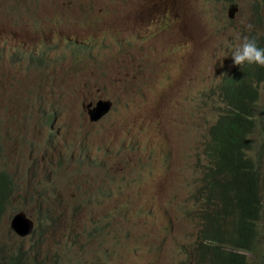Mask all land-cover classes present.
<instances>
[{"label":"rangeland","instance_id":"374dc122","mask_svg":"<svg viewBox=\"0 0 264 264\" xmlns=\"http://www.w3.org/2000/svg\"><path fill=\"white\" fill-rule=\"evenodd\" d=\"M198 1L0 0V171L9 175L13 188L0 217V264L95 260L102 241H90L85 230L104 220L105 207L121 200L89 201L109 174L113 185L135 187L122 210L127 223L119 229L127 240L108 250V264H134L136 254L127 248L137 243L138 204L167 208L166 221L176 206H193L187 192L199 175L194 165L202 152L198 142L218 100L210 88L225 72L223 59L238 36L264 39V16L261 23L254 16L255 7L264 13V0H239L248 18L238 13L232 24L222 21L227 0H200L203 18ZM211 18L219 25H210ZM135 33L132 51L129 36ZM153 34L157 44L149 39ZM71 38L90 49L87 61L74 54L72 43L65 55L52 51ZM30 50L56 61L43 69L25 59L9 62ZM18 85L15 93L21 94L12 95ZM59 94L74 101L71 109L98 97L113 105L97 122H89L82 108L79 119L70 118L74 126L52 129L43 124V113L61 108ZM58 117L64 119L63 110ZM150 169L158 175L151 177ZM45 190L48 196L41 199L38 194ZM36 200L47 205L45 220ZM18 210L38 224L33 235L20 238L10 229L9 219ZM194 220L179 219L169 236L187 242L195 236L190 231ZM182 248L176 245L170 264L184 257ZM139 264H147L144 255Z\"/></svg>","mask_w":264,"mask_h":264},{"label":"clouds","instance_id":"9594fccd","mask_svg":"<svg viewBox=\"0 0 264 264\" xmlns=\"http://www.w3.org/2000/svg\"><path fill=\"white\" fill-rule=\"evenodd\" d=\"M203 6L204 3L200 0L195 4L196 10L202 15V18L204 17L202 12ZM238 13H241V17L244 21L248 18L247 9L240 5L239 0H227L222 21L232 24L237 18ZM254 16L256 22L261 23L264 16L262 9L255 7ZM161 21L163 22L158 24V28L160 27L159 33H163L165 18L161 17ZM244 21H241V23H244ZM208 23L216 26L219 25L220 22L215 18H211ZM245 26L249 31H251L253 27L251 24H246ZM156 37V34L149 37L151 43L157 44ZM136 39V33L129 36L132 51H136L137 49ZM145 39L146 38H144V40ZM236 39L237 43L230 48L228 55L223 59V61L228 65L225 72L221 74L219 81L214 83L210 88V91L212 93L216 91L218 96V100L216 101L217 106L215 109L216 111L213 114V118L208 124L206 133L201 136L198 142L202 152L194 165L197 167L199 175L193 177L192 181L195 182L196 187L204 182V180L213 181L218 190L238 198L242 194L243 187L246 184L259 181L264 185V98L262 97L264 89V39L255 36H243L242 38L238 36ZM67 43L71 44L72 38L63 46L59 45L57 48L53 49V47L56 46L53 45L50 49H53L52 51L56 50L57 52L65 55L66 52L68 53ZM72 44L75 48L74 54L76 56H80V61L82 63L87 61L90 49L80 41ZM168 48L175 49V46H170ZM52 61H56V58H53ZM9 62L12 63L11 57L9 58ZM246 76L247 78H245ZM163 83V86L165 87L166 83ZM19 85L11 92L12 95L21 94V92L15 93V90L19 89ZM247 85L250 86L249 91L246 90ZM254 90H257V93H254ZM244 94H247L249 97L248 101L254 103L256 106V111L254 117L252 118V124L238 129V131L234 134L233 143L229 148L216 155L206 156L204 154L203 141L208 134L209 126L215 119L216 113L227 108L230 99ZM58 96L61 102V108H45L43 113V124L52 129L61 128L62 124L68 125V123L71 126H74L76 121H71L70 118L75 117L76 120L79 119L82 115V108L85 109L89 122H97L111 111L113 105L111 101L110 110L99 120L92 121L88 114L87 105L90 102L94 104L98 99L103 98L98 97L95 101L91 100L87 104L83 103L84 105H80L79 108L71 109L70 106L74 103V101H69L67 94H59ZM62 110L64 111V119L61 121L58 116ZM49 114H51V117H47ZM153 171L155 172V175H149L151 177L157 176L158 174L155 169H153ZM3 172L5 171H0V173ZM141 173L144 175L143 171ZM113 182L114 179L111 174L107 175L104 184L100 185L96 196L89 199V201H92L94 198V202L95 200H108L113 196L121 198V200L105 207L103 221H93L91 226L86 228L85 234L89 237V240L93 241L95 239H100L103 247L98 250L95 249V260L86 261L84 264H108L110 260L108 250L113 247L116 248L118 245H121L125 240H127L128 235L126 234L125 237L120 236L119 229L122 224L127 223L126 217L122 215V210L132 194L131 190L135 186L131 185L130 182L118 183L115 185H113ZM196 187L188 192L193 191ZM141 192L146 193L143 189ZM12 194L13 188L12 191L8 193L4 202L3 210L0 213V217L3 214L6 203ZM46 194L48 196V190H46ZM36 201L40 206L43 219L45 220V210L47 209V205H44L41 200ZM200 202L198 205H201ZM180 207L181 206H176L174 214L170 215L166 221L167 208L148 201H143L141 204H138L136 214L137 224L134 229V232L137 235V243L135 246L127 248L131 250L132 253L136 254L134 264H139V258L141 255H144L147 264H170V261L175 254L177 244H181L183 246L181 252L184 255L178 264H193L191 249L195 240L199 239L197 229L200 225L201 219L199 218V215L185 216V214L181 212ZM107 212H112L113 214H117L119 212L118 215L120 217L117 218L114 224L116 230H114L112 226L106 224ZM17 213H23L26 218L32 221V229L24 237L33 235L38 229V224L35 226L34 220L20 210L11 215L9 219L10 229L16 236L24 238L17 235L10 225L13 216ZM181 218L195 219L190 230L191 233L195 234V236L189 238L187 242L182 241L184 239L176 235L169 236L173 224ZM234 219V215L229 217V221H233ZM262 223L264 225V221ZM226 228L230 229L231 225H226ZM88 232H93V235L90 236ZM261 239L264 242V233H262ZM239 252L243 253L247 257L248 264H255V261H259V264L264 262V259L261 260L259 257H255L246 250H240ZM189 259L192 263H188Z\"/></svg>","mask_w":264,"mask_h":264},{"label":"trees","instance_id":"16d2710c","mask_svg":"<svg viewBox=\"0 0 264 264\" xmlns=\"http://www.w3.org/2000/svg\"><path fill=\"white\" fill-rule=\"evenodd\" d=\"M23 59L38 69L47 67L52 61L42 53L30 50L20 54L18 52L16 56L11 57V62L17 63ZM249 89L250 86L247 85L246 90ZM254 93H257V90H254ZM248 99L247 94L232 98L227 108L216 113L203 141L206 156L216 155L229 148L238 129L252 124L256 106ZM150 171V175L154 176L153 169ZM141 172L142 170L139 175H143ZM11 191L12 182L8 174L0 173V213ZM38 196L41 199L46 197V190ZM187 199L193 200V206H181V212L185 216L199 215L201 219L197 229L199 239L195 240L191 249L193 264H248L247 257L240 253V250H246L255 257L264 259V242L261 239L264 233L263 183L255 181L246 184L240 197L235 198L218 190L213 181L204 180L193 191L188 192ZM199 202L201 205H198ZM118 213L106 214V224L114 230V224L120 217ZM231 215L235 216L233 221H229ZM226 225H231V228H226ZM88 234L91 236L93 232ZM9 262L11 263L10 260ZM188 263H192L190 259Z\"/></svg>","mask_w":264,"mask_h":264},{"label":"water","instance_id":"95a60500","mask_svg":"<svg viewBox=\"0 0 264 264\" xmlns=\"http://www.w3.org/2000/svg\"><path fill=\"white\" fill-rule=\"evenodd\" d=\"M110 108L111 101L107 99H98L94 104L90 102L87 105L88 114L92 121L99 120ZM10 225L14 232L21 237L26 236L32 229V221L26 218L23 213L15 214Z\"/></svg>","mask_w":264,"mask_h":264}]
</instances>
